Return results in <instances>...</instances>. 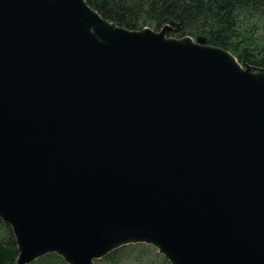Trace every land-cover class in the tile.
Instances as JSON below:
<instances>
[{
  "label": "water",
  "instance_id": "water-1",
  "mask_svg": "<svg viewBox=\"0 0 264 264\" xmlns=\"http://www.w3.org/2000/svg\"><path fill=\"white\" fill-rule=\"evenodd\" d=\"M117 27L85 0H0V221L15 264H264V69Z\"/></svg>",
  "mask_w": 264,
  "mask_h": 264
},
{
  "label": "trees",
  "instance_id": "trees-1",
  "mask_svg": "<svg viewBox=\"0 0 264 264\" xmlns=\"http://www.w3.org/2000/svg\"><path fill=\"white\" fill-rule=\"evenodd\" d=\"M86 4L117 27L130 31L159 32L173 22L176 36L200 39L222 48L239 63L264 69V0H85ZM170 37V34L167 36ZM140 245V244H134ZM123 246L125 247H131ZM142 246V245H140ZM95 261L115 262L121 250ZM17 246L8 225L0 221V264H15ZM35 263L65 264L51 254ZM162 264H169L164 258Z\"/></svg>",
  "mask_w": 264,
  "mask_h": 264
},
{
  "label": "rangeland",
  "instance_id": "rangeland-1",
  "mask_svg": "<svg viewBox=\"0 0 264 264\" xmlns=\"http://www.w3.org/2000/svg\"><path fill=\"white\" fill-rule=\"evenodd\" d=\"M177 33L170 34V38L180 39L176 36ZM169 34H167L168 36ZM115 262L110 264H162V255L154 248L148 245H132L131 247L121 248L116 257ZM40 259V258H39ZM38 261V260H37ZM38 264V263H32ZM41 264V263H39ZM99 264H108L105 262Z\"/></svg>",
  "mask_w": 264,
  "mask_h": 264
}]
</instances>
